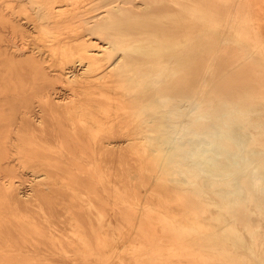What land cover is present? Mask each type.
Wrapping results in <instances>:
<instances>
[{
	"label": "bare ground",
	"instance_id": "obj_1",
	"mask_svg": "<svg viewBox=\"0 0 264 264\" xmlns=\"http://www.w3.org/2000/svg\"><path fill=\"white\" fill-rule=\"evenodd\" d=\"M220 1L0 0V264H264V22Z\"/></svg>",
	"mask_w": 264,
	"mask_h": 264
},
{
	"label": "rangeland",
	"instance_id": "obj_2",
	"mask_svg": "<svg viewBox=\"0 0 264 264\" xmlns=\"http://www.w3.org/2000/svg\"><path fill=\"white\" fill-rule=\"evenodd\" d=\"M231 2V1H230ZM230 2H228V3H230ZM250 2H251V6H249V9L251 10V11H255V12H257L258 14H259V17H260V20L262 21V22H264V0H250ZM228 3H226L225 1H220V7H221V9H223L224 11H233L234 9H235V0H232V5L231 6H229V5H227ZM102 11V9L101 8H97L94 12H91V14H94V13H99V12H101ZM91 20V19H90ZM22 22H25V20L24 19H22L21 20ZM258 22H260V21H258ZM256 24V23H255ZM262 25H255L256 27H257V29H256V31H258L259 33H261V32H264L263 30H264V23H261ZM202 25V24H201ZM260 26V27H259ZM202 27H203V25H202ZM247 27H251V24H249ZM3 30H5V33L7 34V36H8V42L9 43H12L13 42V40L10 38V35L7 33V29H3ZM59 91H58V93L57 94H61V92L62 93H64V92H67L64 88H59L58 89ZM38 106H36V108H37ZM34 112H36V111H34ZM22 189L23 190H25V191H29L28 190V183L27 182H25L24 183V185H22Z\"/></svg>",
	"mask_w": 264,
	"mask_h": 264
}]
</instances>
